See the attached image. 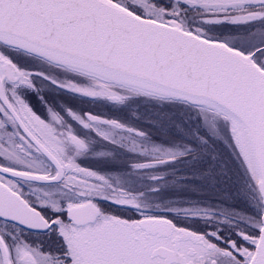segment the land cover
I'll list each match as a JSON object with an SVG mask.
<instances>
[{
    "label": "snow or ice",
    "instance_id": "snow-or-ice-1",
    "mask_svg": "<svg viewBox=\"0 0 264 264\" xmlns=\"http://www.w3.org/2000/svg\"><path fill=\"white\" fill-rule=\"evenodd\" d=\"M219 182L252 212L212 203ZM0 264H264V0H0Z\"/></svg>",
    "mask_w": 264,
    "mask_h": 264
},
{
    "label": "rangeland",
    "instance_id": "rangeland-1",
    "mask_svg": "<svg viewBox=\"0 0 264 264\" xmlns=\"http://www.w3.org/2000/svg\"><path fill=\"white\" fill-rule=\"evenodd\" d=\"M210 31L224 36L229 34H235L240 32H246L248 31V26H233V25H214L210 27ZM69 102H76L78 105L87 104L89 107L93 109H101V106L105 104L106 106H111V104H108L106 102L102 101H93L89 99H78L76 97H72L74 100L68 99L69 97H64ZM135 112L139 119H135L131 116V113ZM182 107H172L170 105H165L163 107H158L156 104L151 102H145L143 100H134L130 102L127 106L121 108V112L123 115H126L123 119L128 120L131 119L134 124L140 125L145 121H159L162 125H168L172 121H175L178 124H182L185 127H187L186 124H184V116L181 114ZM145 127H152L151 124H143ZM96 168H100L101 170L109 169L110 166L107 164L99 163V162H91ZM217 188L220 189L218 193L213 192L212 195L215 196H227L230 197V200H217L213 199L212 203H221L224 204L226 207H229L233 210H236L238 212L243 213L242 203L239 204L238 200H243V196L238 194L237 186L233 185L231 182H219L216 185ZM176 195L175 193H165V198H168L170 196ZM179 195H184V193H180ZM208 197L205 196L202 199H207ZM236 204V205H235ZM252 210V208H251Z\"/></svg>",
    "mask_w": 264,
    "mask_h": 264
},
{
    "label": "flooded vegetation",
    "instance_id": "flooded-vegetation-1",
    "mask_svg": "<svg viewBox=\"0 0 264 264\" xmlns=\"http://www.w3.org/2000/svg\"><path fill=\"white\" fill-rule=\"evenodd\" d=\"M22 64L24 66H27L33 70H40V65L38 64V62L36 61H31V60H26V61H22ZM44 93L47 96L48 100L50 101V103L54 106H60V105H66L68 107H71L73 109H79L81 111H92L95 112L97 114L100 115H104V116H108V117H120V118H124L126 117V115H123L121 112V108L122 107H115L113 105H109L106 106L105 104H103L101 106V109H93L91 107H89L87 104H83V105H78L76 102H69L68 100H66L64 97L67 96L69 97L68 99H70L71 101L73 100L72 97H76L78 99H87L78 95H74L68 91H65L61 88H58L56 86L53 85H48L47 87L44 88ZM28 99L30 101V103H35L36 102V98H35V94H29ZM74 101V100H73ZM82 163H87L89 164V166L94 167V165L92 163H90V161H82ZM27 190V189H25ZM239 204L242 203V206H240L242 208L243 213H251V207L249 206V203L245 201V199L243 200H238ZM236 205V204H235Z\"/></svg>",
    "mask_w": 264,
    "mask_h": 264
}]
</instances>
